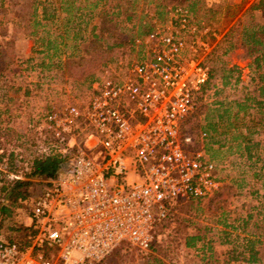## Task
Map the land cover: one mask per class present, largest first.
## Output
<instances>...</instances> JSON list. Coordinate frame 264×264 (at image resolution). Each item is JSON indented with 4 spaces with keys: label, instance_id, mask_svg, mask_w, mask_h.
Listing matches in <instances>:
<instances>
[{
    "label": "built area",
    "instance_id": "2783aa9c",
    "mask_svg": "<svg viewBox=\"0 0 264 264\" xmlns=\"http://www.w3.org/2000/svg\"><path fill=\"white\" fill-rule=\"evenodd\" d=\"M174 12L186 27L187 11ZM134 46L142 54L123 76L110 64L90 99L45 114L44 131L79 150L23 207L27 244L0 237V264H95L122 242L147 250L178 203L222 186L207 133L195 141L182 131L208 82L211 45L156 29ZM0 172L18 177L1 141Z\"/></svg>",
    "mask_w": 264,
    "mask_h": 264
},
{
    "label": "trees",
    "instance_id": "16d2710c",
    "mask_svg": "<svg viewBox=\"0 0 264 264\" xmlns=\"http://www.w3.org/2000/svg\"><path fill=\"white\" fill-rule=\"evenodd\" d=\"M142 1L149 2V0H33L29 25L32 30L29 35L35 42L41 41L43 49L38 51L39 54H43L39 64L41 79H48L44 95L34 93L29 85L25 87L23 104L36 113V116H31L30 119L34 127L43 124L47 112L62 105V100L69 95V85L85 92L86 100L90 99L95 92L93 83L98 73L109 63L116 61L118 50L128 44L134 47L137 37L150 33L154 25L150 23L143 25L138 21L140 13L144 11L142 9L139 12L138 5ZM174 1L183 5L189 13H195L201 2V0ZM255 11L261 12L260 18L254 14ZM245 13H248V19L232 18L227 21L221 39L206 56L205 64L209 67L208 82L197 96L195 112L183 122L184 124L191 118L199 120L198 132L208 134L205 148L212 159L217 160L226 154H232L244 158L245 163L254 168L253 177L256 179L254 184L243 183V179L242 182L234 180L232 185L226 186L231 190L248 184V193L253 200L258 199L259 204L255 205L250 201L246 213L238 214L233 220L234 223L222 221L226 229L222 231L218 246L224 248V264H264V143L261 139L264 134V0H255ZM93 18H97L98 22H93ZM229 18L231 17L227 14V20ZM60 19L63 25L62 33L52 39L49 36L50 32L47 31L48 37L40 35L36 38L38 28H45L48 23H55ZM71 28L75 29L74 40L81 39L85 41V45L81 47L80 52H72L63 57L66 53L61 48L66 46L67 33ZM83 30L88 31L87 37L81 34ZM6 45L11 46V42L8 41ZM79 48L76 44V49ZM237 49L244 50V56L249 59L248 81L242 79L240 66L230 59V54ZM4 55L5 51L1 50L0 75L8 66L3 59ZM43 85L44 82L36 83L37 87ZM208 92H212L215 98L212 103L203 101ZM37 97L46 101L43 111L38 107ZM5 112H10L8 107L5 110L0 109V122ZM2 129L0 126V138L5 134L9 135L10 132V127L5 128L6 132ZM46 134L48 136L43 142L47 151L37 147L31 159L22 160V163L27 162L22 171L16 167L15 154L6 153L8 172L18 177L9 178L0 172V231L13 217L15 209L23 208L34 195L40 193L45 181L57 176L62 165L78 153L77 146L64 151L65 145L57 143L49 133ZM217 194L221 200V193ZM205 197L192 200H201ZM12 229L15 235L10 239L21 245H26L28 236L33 233L32 227L23 223ZM186 246L201 252L202 260H205L203 264H218V259L212 260L215 253L214 241H207L206 236L200 232L188 235ZM154 264L165 263L158 259Z\"/></svg>",
    "mask_w": 264,
    "mask_h": 264
},
{
    "label": "rangeland",
    "instance_id": "374dc122",
    "mask_svg": "<svg viewBox=\"0 0 264 264\" xmlns=\"http://www.w3.org/2000/svg\"><path fill=\"white\" fill-rule=\"evenodd\" d=\"M254 1L201 0L195 13H189L183 5L174 0H149L146 3L142 1L138 5L139 12L142 9L144 11L140 13V20L138 21L139 23L141 21L143 25L146 23L153 24L154 27L150 32L156 29L178 32L187 41L208 42L213 50L224 33L223 29L227 21L232 18L233 20L237 18L248 19V13L245 11ZM32 4L33 0H0V51H5L3 59L8 64L5 71L0 75V109L5 110L8 107L10 110V112L3 114V120L0 122L3 132L7 131L5 130L6 127H10V132L9 135H3L0 141L4 144L7 154H15L16 167L19 171H22L23 167L27 165V162L22 163L23 159H31L37 147L40 150L44 149L46 145L43 141L48 136L44 131L43 124L34 127L30 123L31 116L35 117L36 113L30 111L26 104H23L24 91L27 85L33 89L34 93L44 95L48 82V79H41L39 64L43 54L38 53L39 50L43 49L40 44L41 41L35 42L29 35L32 30L29 26ZM176 7H182L188 13V25L186 27H182L180 17L175 14L174 9ZM208 9H212V11ZM39 11H41V7ZM227 14L231 17L228 20ZM254 14L258 18L262 15L260 11H255ZM93 22L97 23L98 19L93 18ZM62 26L61 19L55 23H48L45 28H38L36 38L40 35L48 37L47 31H49V36L54 39L63 32ZM83 27H85L84 24ZM192 27H196L195 32ZM81 34L87 37L88 31L83 30ZM67 35L66 46L61 48L66 53L63 54V57L72 52H80L81 47L85 45V41H81V39L74 40L75 29L71 28ZM58 40L61 41L60 38ZM8 41L11 42L9 47L6 45ZM76 44L80 47L79 49H76ZM141 54L142 52L135 46L131 47L128 44L118 50L116 61L108 65L112 64L115 71H119L123 76L128 63L137 60ZM230 59L240 66L242 79L248 81L250 78L249 59L244 56V50L233 51L230 54ZM119 62L122 64L119 65ZM107 66L98 73V76L103 73ZM39 82H44V85L37 87L36 83ZM69 89V95L65 100H62V105L72 101L75 103L87 101L84 97L85 92L79 88L69 85ZM214 99L213 93L208 92L203 101L212 103ZM37 100L38 107L43 111L46 101L40 97H37ZM197 121L199 120L191 118L182 126L183 133L193 136L195 141H198L201 135L198 132ZM261 139L264 143V134ZM78 144L83 147V135H80ZM207 154L209 155L208 152ZM213 160L218 166V175L222 180V186L217 190L221 193V200L220 197L218 199V192L216 191L201 200L184 201L178 204L169 219L159 227L160 237L156 238L149 249L143 250L123 242L115 246L112 252L101 262L95 264H154L158 259L165 264H203L205 260H202L201 252L186 246V237L198 232L205 235L207 241H214L215 253L212 260L218 259V264H224V248L218 246L222 231L226 229L222 221L226 220L229 224L234 223L233 220L238 214L246 213L247 204L250 201L258 205L259 200H253L248 193V184L241 188L235 186L236 188L231 190L226 188V186L232 185L234 180L242 182L244 179L243 183L251 182L252 184L256 181L253 177L254 168L247 165L244 158L226 154L222 158ZM7 161L8 156L6 155L8 170ZM256 185L259 186V184ZM25 216V209L16 208L13 217L1 229L0 237L7 239L13 237L15 231L12 228L22 223ZM229 229L233 231L231 228ZM207 259L209 258L207 257Z\"/></svg>",
    "mask_w": 264,
    "mask_h": 264
}]
</instances>
